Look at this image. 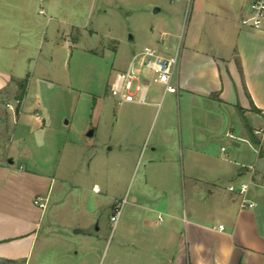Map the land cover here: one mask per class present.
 <instances>
[{
	"label": "crops",
	"instance_id": "crops-1",
	"mask_svg": "<svg viewBox=\"0 0 264 264\" xmlns=\"http://www.w3.org/2000/svg\"><path fill=\"white\" fill-rule=\"evenodd\" d=\"M9 1L0 0V95L16 87L12 69L1 66L13 63L7 59V50L23 46L17 34L22 31L25 9L10 11L16 18L12 26L15 34L9 33L11 27L1 21L9 12L1 7ZM156 2L151 5L149 40L165 55L180 47L175 73L178 93L174 95L179 110L183 104L187 114L185 135L181 130L178 136L174 127L163 122L154 137H148L153 123H144L138 109H129L131 115L126 122L127 111L121 108L124 104L117 102L121 107L111 126L114 140L99 141L98 148L109 145V150L116 148L130 160L147 146L143 153L145 182L132 195L127 215L114 224L111 262L264 264V135L256 136L258 144L252 143L245 125L236 135L233 124L223 134L226 109L241 108L253 131L264 128V24L253 29L241 23L249 0H192L190 7L186 0H171L180 4L163 16ZM22 108L16 114L8 110L9 120L17 121L14 127L10 123L8 139L3 137L5 120L0 116V264H27L33 256L46 209L35 200L41 197L47 201L59 170L53 167L51 171H39L33 165L16 164L21 150L11 149L14 136L34 130L28 127L27 116L40 123L44 119L40 114L35 116L37 110L28 115ZM192 115L202 118L200 126L209 128L215 136L230 138L231 133L234 150L221 147L225 157L214 155L210 144L202 145V137L193 132ZM97 131L98 126L92 136ZM243 141L254 147V161L259 167H248L239 158L237 150ZM12 151L16 155H11ZM180 168L188 175L186 187L177 183ZM66 173L63 175L70 176ZM62 181L67 183L66 179ZM246 181L251 183L242 193L240 185ZM92 188L99 190L97 184ZM243 200L254 205L244 206Z\"/></svg>",
	"mask_w": 264,
	"mask_h": 264
},
{
	"label": "rangeland",
	"instance_id": "rangeland-1",
	"mask_svg": "<svg viewBox=\"0 0 264 264\" xmlns=\"http://www.w3.org/2000/svg\"><path fill=\"white\" fill-rule=\"evenodd\" d=\"M153 1L162 8V16L180 4L171 0H10L1 7L9 11L1 21L11 27L12 34L16 18L10 11L25 9L22 31L17 34L23 46L7 50V59L13 63L1 65L12 69L16 77L15 90L0 95L3 137H10V123L13 127L17 124L16 118L9 120L8 110L12 111L6 102L15 104L23 84L22 110L28 115L37 110L44 119L40 123L27 116L28 127L34 130L14 136L11 149L21 150L16 164L33 165L39 171L59 168L47 201L42 198L45 216L38 244L27 264H112L113 207L120 205L119 218L126 216L132 195L144 184L143 153L147 144L139 156L125 160L116 148L109 150L106 144L98 148L97 142L114 140L111 126L120 105L111 96L109 85L134 51L151 45ZM163 89L160 84H152L147 104L123 103L120 107L127 111L125 121L130 119L131 109H138L144 123H153L148 137H154L163 122L174 127L178 136L182 130L184 137L187 114L183 104L179 110L174 93H167L161 100ZM160 100V105H155ZM223 120V134L230 124L235 134L245 125L240 112L234 109H226ZM191 121L193 132L202 137V145L210 144V151L219 159L225 157L221 147L234 150V137L215 136L209 128L201 127L203 119L194 115ZM96 126V135L89 136ZM241 143L239 158L248 167H259L254 161V147ZM11 155L16 154L12 151ZM177 183L185 187L189 184L181 168ZM95 184L99 186L97 192L92 188ZM201 195L206 197L205 192Z\"/></svg>",
	"mask_w": 264,
	"mask_h": 264
},
{
	"label": "built area",
	"instance_id": "built-area-1",
	"mask_svg": "<svg viewBox=\"0 0 264 264\" xmlns=\"http://www.w3.org/2000/svg\"><path fill=\"white\" fill-rule=\"evenodd\" d=\"M180 1V0H177ZM188 7L191 6L192 0H186ZM241 23L253 29H260L264 24V0H249L247 11L242 18ZM180 47L171 55L161 53L157 48L151 45H146L138 51H134L129 58L128 67L125 70L119 71L109 85V91L113 98L119 104L122 103H139L147 104L148 89L152 84H160L163 86V95L161 100L167 93H178V86L175 83V73L179 63ZM148 72V76L144 72ZM8 109L16 114L22 106L21 99H16L15 104L6 102ZM264 115V112H263ZM35 116L39 117L36 111ZM254 134L261 138L264 135V128H255ZM229 137H234L228 133ZM224 150V148H222ZM242 183L240 191L246 193L249 184ZM244 206L252 207V202H245ZM35 203L40 208H45L46 203L41 197L35 200ZM122 207L114 205L111 221L116 224L121 215ZM223 229V226H219Z\"/></svg>",
	"mask_w": 264,
	"mask_h": 264
},
{
	"label": "trees",
	"instance_id": "trees-1",
	"mask_svg": "<svg viewBox=\"0 0 264 264\" xmlns=\"http://www.w3.org/2000/svg\"><path fill=\"white\" fill-rule=\"evenodd\" d=\"M20 87L23 88V90L19 93V98L18 99L23 98L24 90H25L23 84H21ZM239 112H240L242 118H244V120H245V127L247 129V133H248V135L250 137L251 142L255 143V144H258L259 141L257 140L256 136L254 135L252 127L250 126V124L246 121L245 117L243 116V114H242L243 112H242L241 108H239Z\"/></svg>",
	"mask_w": 264,
	"mask_h": 264
},
{
	"label": "water",
	"instance_id": "water-1",
	"mask_svg": "<svg viewBox=\"0 0 264 264\" xmlns=\"http://www.w3.org/2000/svg\"><path fill=\"white\" fill-rule=\"evenodd\" d=\"M156 10H157V8L154 9V11H156ZM88 134H89V136H92L93 135V130H91ZM76 232H80V230L77 229Z\"/></svg>",
	"mask_w": 264,
	"mask_h": 264
}]
</instances>
